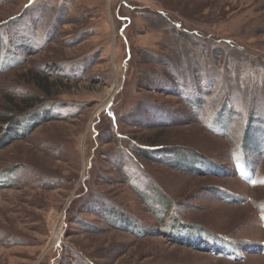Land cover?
Masks as SVG:
<instances>
[{"label": "rangeland", "instance_id": "1", "mask_svg": "<svg viewBox=\"0 0 264 264\" xmlns=\"http://www.w3.org/2000/svg\"><path fill=\"white\" fill-rule=\"evenodd\" d=\"M30 99L0 264H264V0H0V127Z\"/></svg>", "mask_w": 264, "mask_h": 264}, {"label": "trees", "instance_id": "2", "mask_svg": "<svg viewBox=\"0 0 264 264\" xmlns=\"http://www.w3.org/2000/svg\"><path fill=\"white\" fill-rule=\"evenodd\" d=\"M37 88L45 95H50L49 90L51 85L47 82L46 78H37ZM36 99L22 100L20 105L9 104L11 110L17 111L15 116L8 115L9 112L1 116L3 126L0 127V149L5 147L10 143V141H20L26 138L29 133L36 129L39 125L60 120V118L55 117L51 109L55 106H42L36 107ZM41 104V103H40ZM147 156V155H146ZM14 172V171H13ZM112 209L107 210L105 218L112 215ZM108 222H111L107 219Z\"/></svg>", "mask_w": 264, "mask_h": 264}, {"label": "bare ground", "instance_id": "3", "mask_svg": "<svg viewBox=\"0 0 264 264\" xmlns=\"http://www.w3.org/2000/svg\"><path fill=\"white\" fill-rule=\"evenodd\" d=\"M114 93H115V90L114 89L110 90V92H109V98H111Z\"/></svg>", "mask_w": 264, "mask_h": 264}]
</instances>
